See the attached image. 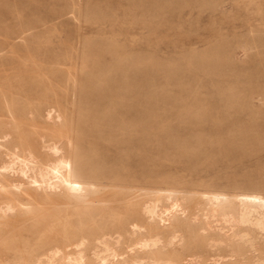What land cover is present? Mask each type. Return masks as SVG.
<instances>
[{"label": "rangeland", "instance_id": "1", "mask_svg": "<svg viewBox=\"0 0 264 264\" xmlns=\"http://www.w3.org/2000/svg\"><path fill=\"white\" fill-rule=\"evenodd\" d=\"M23 113L34 114L22 121L31 155L114 162L101 186L121 188L122 201L184 182L217 184L221 197L263 182L264 0H0V143L15 147L0 148L5 190L46 167L13 154L11 115ZM198 255L189 263L221 264Z\"/></svg>", "mask_w": 264, "mask_h": 264}, {"label": "bare ground", "instance_id": "2", "mask_svg": "<svg viewBox=\"0 0 264 264\" xmlns=\"http://www.w3.org/2000/svg\"><path fill=\"white\" fill-rule=\"evenodd\" d=\"M202 110L196 109L197 115ZM33 115H11L20 140L13 154L24 155L28 165L46 167L44 175H33L31 184L20 181L16 191L0 187V264H181L184 259L190 264L199 261L203 250L221 264H264V181L235 185L225 197L217 184L199 189L184 182L181 190H154L144 198L137 190L134 198L122 201L121 188L101 186L119 167L114 162L102 167L94 158V164L81 166L78 158L72 164L62 156L41 160L31 155L22 121ZM30 131L37 133L36 126ZM0 148L15 147L0 143ZM26 171L10 169L19 179ZM22 191L30 195L29 203L20 200ZM123 202L125 211L115 213ZM103 205L115 208L112 217L100 213Z\"/></svg>", "mask_w": 264, "mask_h": 264}]
</instances>
